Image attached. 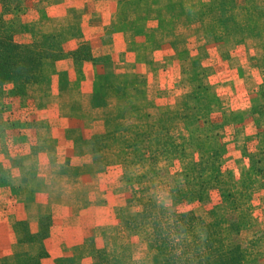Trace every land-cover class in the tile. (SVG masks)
<instances>
[{"label":"crops","instance_id":"0c3cea01","mask_svg":"<svg viewBox=\"0 0 264 264\" xmlns=\"http://www.w3.org/2000/svg\"><path fill=\"white\" fill-rule=\"evenodd\" d=\"M183 1L0 0V14L2 3L8 4L4 18L14 27L17 43L56 34L64 52L51 83L38 93L16 95L15 83H5L7 98L0 101V264L43 254L40 264L72 259L74 247L113 224V213L123 204L124 168L97 170L111 163L104 157L111 153L95 151L92 143L112 131L103 114L119 98L106 97L107 108L99 105L105 97L97 85L119 78L134 103L120 124L131 120L137 127H151L160 106L153 85L169 83L180 67V54L174 32L155 47L145 34L158 37L161 24L176 18L172 6ZM81 190L87 201L80 199Z\"/></svg>","mask_w":264,"mask_h":264},{"label":"rangeland","instance_id":"374dc122","mask_svg":"<svg viewBox=\"0 0 264 264\" xmlns=\"http://www.w3.org/2000/svg\"><path fill=\"white\" fill-rule=\"evenodd\" d=\"M200 2L209 4L211 0ZM192 3L193 0H184L173 5L172 12L176 18L161 24L163 32L158 37L155 32L145 34L147 41L155 47L157 41L164 43L169 38L167 33L174 32V46L180 54V67L174 71L169 83L153 85L160 106L158 119L151 123V127H137L131 120L120 124L126 107L133 109L134 103L127 99V85L119 83V78L113 79L117 81L114 83L97 85L98 94L105 97L98 99L99 105H108L106 97L119 98L110 101L111 112L103 114L108 116L107 123H110L112 131L97 137L92 144L95 151L106 149L111 153L104 156L111 159V163L97 170L123 166L126 186L119 192L123 204L119 211L113 213L111 226L87 238L83 245L74 247L72 259L61 258L57 263L74 260L87 264L92 261L87 258L92 248L107 245L112 251L124 242L131 243L136 259L147 258L149 264L161 263L160 256L151 251L146 242L125 231L124 219L129 213L142 211L150 198L164 196L168 205L171 204L170 194L177 172V167L173 166L180 164L173 161L170 153L154 154L157 145L150 139L144 140L141 134L160 126L175 129L173 134L188 139V128L173 127L175 121L169 115L183 104L192 114L203 116L205 123L202 127L208 130L204 134H212L211 141H205L202 152L197 154L202 185L210 190L213 180L220 177L227 179L235 192L248 193V205L254 210V221L242 238L264 258V0H217L212 11L208 10L207 4L206 7H201V4L192 7ZM205 8L210 16L198 19V14ZM4 17L8 32L15 36L14 27ZM223 18L233 20L234 26L226 28ZM35 23L34 28L39 26L38 22ZM42 88L36 86L15 94L38 93ZM5 89H8V84L2 87L0 101L7 98ZM157 102L155 100L151 105L155 106ZM163 134L162 141L171 136V132ZM138 136L140 139L136 140ZM135 141L140 142L134 146ZM191 183L193 185L192 180ZM190 185L186 181V186ZM79 197L87 201L86 191L81 190ZM212 197L217 201L216 193ZM208 207L210 204L193 208L198 214L205 215ZM44 256L46 254L40 257ZM16 260L12 264H16Z\"/></svg>","mask_w":264,"mask_h":264},{"label":"trees","instance_id":"16d2710c","mask_svg":"<svg viewBox=\"0 0 264 264\" xmlns=\"http://www.w3.org/2000/svg\"><path fill=\"white\" fill-rule=\"evenodd\" d=\"M2 4L0 96L3 95L2 87L9 81L15 83L13 92L17 94L32 87L50 84L55 75L56 63L64 57L61 36L46 34L29 44L17 43L14 35L8 32L3 19L9 12L8 4ZM199 4L206 7L207 3L193 0L192 7ZM216 4L217 0H211L207 4L208 10L212 11ZM206 11L205 8L199 13L198 19L209 17L211 13ZM222 20L226 28L235 24L230 19ZM237 25L240 27L239 23ZM187 108L183 104L169 112V115L175 121L173 127L188 128V139L173 134L175 129L160 126L141 134L144 140L150 139L157 145L154 154L170 153L174 162L184 166H173L177 167V172L175 186L170 194L171 204L164 207L157 203V199L150 198L142 211L128 214L124 219V229L129 235L146 242L149 249L160 256V264H264V258L260 257L254 246L244 243L242 238V234L251 228L254 221V210L248 205V193L235 192L231 183L220 177L213 180L210 190L202 185L197 154L202 152L205 141H211L212 134H204L208 130L202 127L205 123L202 121L203 116L192 114ZM170 132L171 136L162 141L163 133ZM139 142L135 141L133 145L136 146ZM147 152H150L149 149ZM186 181L191 184L189 187L186 186ZM213 193L217 194V201H213ZM200 204H210L205 215L198 214L193 208ZM40 258L22 257L16 260V264H40ZM87 258L92 260L87 264H149L147 258L136 259L133 256L129 242H124L112 251L107 245L92 248V253ZM57 264L79 263L65 260Z\"/></svg>","mask_w":264,"mask_h":264},{"label":"clouds","instance_id":"9594fccd","mask_svg":"<svg viewBox=\"0 0 264 264\" xmlns=\"http://www.w3.org/2000/svg\"><path fill=\"white\" fill-rule=\"evenodd\" d=\"M11 147V145H10ZM45 161L41 160L40 163H44ZM157 203L161 204L164 207L168 206V200L164 196H157Z\"/></svg>","mask_w":264,"mask_h":264}]
</instances>
